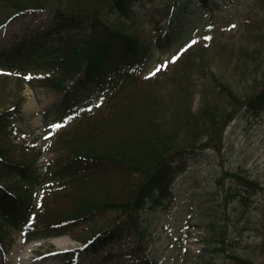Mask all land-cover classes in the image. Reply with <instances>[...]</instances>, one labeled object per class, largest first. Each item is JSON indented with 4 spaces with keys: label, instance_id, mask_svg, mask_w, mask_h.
Returning <instances> with one entry per match:
<instances>
[{
    "label": "trees",
    "instance_id": "trees-1",
    "mask_svg": "<svg viewBox=\"0 0 264 264\" xmlns=\"http://www.w3.org/2000/svg\"><path fill=\"white\" fill-rule=\"evenodd\" d=\"M109 1L0 0V15L12 9L14 14L50 16L44 29L0 51V70L16 75L52 71L60 75V82L79 75L71 90L47 112L51 117L46 122H69V126L66 123L68 127L59 134L62 141L55 144L53 138L55 150L65 149L66 157L55 160L43 176L34 165L40 152L33 158L26 154L31 160L25 161L2 143L19 101L0 112V183L12 179L16 185V192L0 187V252L3 238L11 231H22L27 224L30 230L28 221L38 214L35 188L44 183L73 189L71 207L60 211L56 223L45 226L39 235L27 233L26 240L71 234L73 228L107 211L103 231L97 228L99 234L84 238V244L97 252L133 237L140 242L135 251L144 250L146 230L138 223L139 212L144 207L159 211L170 203L180 164L219 151L230 119L228 106L242 95L244 115L264 109V0H172L157 11L164 19L161 30L166 36L147 40L104 26L101 9ZM142 1L111 0L109 8L129 19L124 11L141 7ZM149 21L159 27L158 21ZM228 29L232 37L240 38L237 42L222 41ZM191 40L202 44L195 46ZM186 47L190 48L179 55ZM219 49L227 56L222 65L240 76L245 90L236 93L228 80L213 71L212 59ZM168 51L173 56L159 62L155 54ZM200 74L207 83L199 89L194 77ZM196 93L200 103L192 110ZM219 173L229 182L224 196L237 202V215L239 206L245 211L253 192L262 190L241 171ZM117 179L131 180L139 187L124 196ZM108 181L116 191L100 198L91 194L96 184ZM207 209L216 214V208ZM222 222L216 225L214 215L201 218L199 228L212 236L204 238L203 255L196 258L224 255L235 264H245L239 254L227 253L230 239ZM259 228L253 262L264 264V206ZM141 253H132L138 259L133 257L131 264H155V259Z\"/></svg>",
    "mask_w": 264,
    "mask_h": 264
},
{
    "label": "rangeland",
    "instance_id": "rangeland-1",
    "mask_svg": "<svg viewBox=\"0 0 264 264\" xmlns=\"http://www.w3.org/2000/svg\"><path fill=\"white\" fill-rule=\"evenodd\" d=\"M170 2L171 0H144L143 6L127 8L124 11L125 14H130L129 20L121 19L120 13L113 8H109V4H107L101 10V18H103L104 26L111 30L123 29L138 39L147 40L159 34L165 37L166 34L163 31L156 30L157 28H154L156 24L149 21V19L153 21L160 20L157 11L167 8ZM191 9H194V7H191ZM7 16L8 12L4 17L0 16V21H3ZM49 21L50 17L43 12L25 17L14 16L9 22L0 26V48H9L14 43L30 36L36 30L45 28ZM158 24H161V20ZM231 33L232 31H227V34L222 38L224 43L231 44L240 39L239 37H232ZM199 44H202V42ZM199 44H195V46ZM169 52L171 53V51ZM170 53H164L163 58ZM157 57L160 59L159 55ZM226 58L227 56L221 54L219 49L212 59L213 71L228 80L230 88L236 93L245 90L242 89L245 84H242L240 76L234 75L233 69L222 65ZM54 76L51 74V77ZM25 77H30V79H25ZM47 77L48 74L44 72L20 76L0 71V110L7 109L18 101L21 102L18 113L13 115L11 122L9 120V129L2 143L5 148L15 153L16 157H22L25 161L31 160V158L25 157L27 153L33 158L35 152L41 149L43 151L42 156L35 160L36 166L39 168L38 172L41 174H44V167H47L51 160L55 159L62 151L60 150L58 153L53 143L51 146H53L54 152L46 150V137L42 135L43 123L40 112L52 106L66 87L70 85L69 82H66L63 88L58 89L53 86L52 80H48ZM194 82L198 84L199 89L201 85L207 83L205 76L202 74L195 76ZM30 90L32 92L27 95V91ZM248 93H252V91ZM236 96L238 95L236 94ZM199 103L200 94L196 93L193 98L192 110ZM244 104L245 101L241 95L237 103L230 105V119L224 127L219 151L212 154L207 153L201 158H193L191 161L178 166L176 169V182L171 190L173 198L170 203L159 211L148 210L144 207L139 212L138 223L145 228L147 233L145 236L147 247L142 255L155 256V259H158L157 264H234L231 259L224 255H218L213 260L206 258L204 261L193 257V255L201 252L202 246L198 243L200 239L198 235L201 234L196 228L199 224L198 218L192 211L191 206L196 207L198 205L202 209L201 211H204V203H208L217 206V210L222 209L223 212H228L224 216V219L226 218L225 222H222L218 215L217 222H222L227 235L232 236L231 230L233 227L228 226V224L235 218L233 210L227 208L225 204L223 205V199H218L215 195L216 191L222 192L224 186V180L219 176L218 171L224 169L242 171L264 185V111L260 115L255 113V115L246 116L248 114L241 113ZM11 127L15 131H11ZM62 130H58L55 134V144L63 140V137L59 135ZM32 143L35 146H31ZM25 144L30 148L24 146ZM62 150L66 151L65 149ZM112 178L115 177L109 179L113 180ZM12 182H6L5 185ZM118 185L120 187L119 191L124 196L139 187L134 186L131 180L124 179ZM95 186L98 188L92 191L91 194L98 198L107 192L116 191V187H112L109 181L98 183ZM11 187L13 188V186ZM40 190L36 192L35 196L40 208H38L37 218L33 220L38 233L45 231V226L50 225L51 222L55 224L58 220L55 217L60 211L64 213L70 210L71 192L73 191L71 188L61 189L57 184L49 187L48 191L42 190L40 192ZM208 192H211L213 196L210 197ZM253 197L252 200H249L253 202V206L250 207L246 217L240 218L238 223H234L235 232L233 235L240 233L238 236L240 239L233 249L227 251V253L235 252L239 254L245 264H254L251 248L253 245L258 246L260 242L261 230L255 223L258 219L257 208L264 203V193H259ZM106 214L107 211L93 217L88 224L78 226L76 229L73 228L70 235L36 240L28 244H24L20 236L16 237L17 233L11 231L12 234H8L2 241L7 244L10 239H13L15 243L6 254L0 257V264H130L127 259L128 255L132 254L135 251L134 248H137L140 243L139 240L133 237L124 240L120 245L112 246L106 255L101 253L91 258H84L81 257L80 253V257L73 259L70 255L63 254L65 251H72V249L80 247L78 241L82 243L84 238L93 236L94 234L89 228L98 227L102 232L103 228L100 229L99 226L102 225ZM208 214L209 211L204 213V215ZM204 237H206V234ZM207 237L210 236L207 235Z\"/></svg>",
    "mask_w": 264,
    "mask_h": 264
},
{
    "label": "snow or ice",
    "instance_id": "snow-or-ice-1",
    "mask_svg": "<svg viewBox=\"0 0 264 264\" xmlns=\"http://www.w3.org/2000/svg\"><path fill=\"white\" fill-rule=\"evenodd\" d=\"M193 43H195V41H193ZM190 46H191V45H190ZM175 59H176V58L173 59V62H175ZM157 71H159V69H157ZM154 74H155V73H153V75H154ZM25 79H30V77H25Z\"/></svg>",
    "mask_w": 264,
    "mask_h": 264
}]
</instances>
